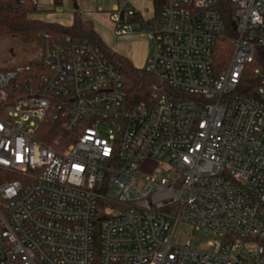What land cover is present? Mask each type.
Returning <instances> with one entry per match:
<instances>
[{"label": "built area", "instance_id": "2783aa9c", "mask_svg": "<svg viewBox=\"0 0 264 264\" xmlns=\"http://www.w3.org/2000/svg\"><path fill=\"white\" fill-rule=\"evenodd\" d=\"M231 3L217 74L216 0H166L149 21L118 0L115 36L135 24L153 44L149 103L71 37L44 36L42 63L0 71V264H264V69L257 97L236 93L264 50V0Z\"/></svg>", "mask_w": 264, "mask_h": 264}, {"label": "trees", "instance_id": "16d2710c", "mask_svg": "<svg viewBox=\"0 0 264 264\" xmlns=\"http://www.w3.org/2000/svg\"><path fill=\"white\" fill-rule=\"evenodd\" d=\"M159 17L166 0H152ZM62 0H54V4L59 6ZM216 9L222 16L225 24L223 35L217 42L212 56V63L217 74L222 73L227 67L232 55V45L230 40L236 37L234 18L235 7L231 0H216ZM39 12L37 3L32 0H0V41L13 39L22 47H39L47 36L51 39L71 37L75 40L88 42L99 47L106 55L107 59L120 71L128 100L133 105L149 103L153 99L154 86L158 84L156 76L138 69L133 62L122 55L111 52L95 31L94 24L83 18L79 12L74 13L73 23L65 26L57 23H48L34 19L32 16ZM134 22L135 19H130ZM42 63V60L35 58L24 65ZM15 66L1 68L6 71L16 68ZM264 69V50L257 52L256 61L247 65L243 73L241 83L236 93L257 97L258 88L261 84V76L256 74V70ZM51 143V139H44Z\"/></svg>", "mask_w": 264, "mask_h": 264}, {"label": "rangeland", "instance_id": "374dc122", "mask_svg": "<svg viewBox=\"0 0 264 264\" xmlns=\"http://www.w3.org/2000/svg\"><path fill=\"white\" fill-rule=\"evenodd\" d=\"M138 10L152 9L151 0H130ZM39 12L32 17L48 23H57L70 26L73 23L74 13L79 12L83 18L94 24L95 31L104 42V45L113 53L128 56L133 59L138 68L145 69L148 55L153 53V44L138 25L132 24L134 33L125 37H116V25L110 20L118 0H62L59 6L54 0H37ZM39 47H22L13 39L0 41V70L4 67L22 66L26 62L40 57ZM116 192L114 191V194ZM180 242L190 231L188 227L180 228ZM210 238L202 232H196L192 240V248L200 250L206 248Z\"/></svg>", "mask_w": 264, "mask_h": 264}, {"label": "crops", "instance_id": "0c3cea01", "mask_svg": "<svg viewBox=\"0 0 264 264\" xmlns=\"http://www.w3.org/2000/svg\"><path fill=\"white\" fill-rule=\"evenodd\" d=\"M151 2H152V9H149V8H144L143 10H141L142 12H143V14H144V17L146 18V19H148V21L150 20V19H152V18H154V17H156V11H155V7H154V2L151 0ZM140 27V26H139ZM141 29V28H140ZM141 31H142V29H141ZM134 33V30H132V33L131 34H133ZM130 34V35H131ZM153 54H154V50H153V53H152V55H148V59H147V63H148V61H149V59L153 56ZM125 57H127V58H129L132 62H133V64L136 66V64L134 63V61H133V59H131L130 57H128V56H125ZM136 68H138L137 66H136ZM138 69H141V68H138ZM142 70V69H141Z\"/></svg>", "mask_w": 264, "mask_h": 264}]
</instances>
